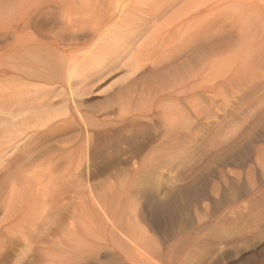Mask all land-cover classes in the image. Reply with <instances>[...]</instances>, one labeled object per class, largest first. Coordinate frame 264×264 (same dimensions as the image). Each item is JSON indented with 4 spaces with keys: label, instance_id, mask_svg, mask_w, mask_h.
Returning <instances> with one entry per match:
<instances>
[{
    "label": "rangeland",
    "instance_id": "obj_1",
    "mask_svg": "<svg viewBox=\"0 0 264 264\" xmlns=\"http://www.w3.org/2000/svg\"><path fill=\"white\" fill-rule=\"evenodd\" d=\"M65 1L69 4L66 17L77 24L81 19L79 16H83L82 18L84 19L88 17V21H85L87 23H90L89 20L94 16H96V18L91 19V22H95L97 18L100 23L106 22L110 18L108 12L114 14L117 9H120L119 7L113 9L116 3L114 5L111 4L112 0ZM114 1L125 3L128 0ZM196 1V5L199 4L197 7H199L201 3V6H203V8L200 9V6L199 9H197L199 12L197 16L199 23H203L206 21L205 19H208L211 22L213 21L214 24L208 37H198L195 50V61H198V65H201V62L203 63L205 59V61L211 64L209 66L212 68L209 67L210 69L208 68V71L202 74L195 83V97L193 103L196 106L190 111L193 121L192 132L196 142L194 148L182 156L177 166L170 171H159L149 174L147 172L132 170L133 165L139 166L142 160L136 157H127L129 154L126 153V151L128 152L129 147H132V145L134 146L137 141L144 137H149L146 134L149 131L151 132V123L145 121V123L143 122L140 126L127 128L131 130L130 133H126V130L119 131L118 135H116L117 138L114 137L115 135L113 137L104 136V138L103 135L94 137V148L89 153L88 161L89 165L91 164L89 167L92 171L95 170L94 172L96 174L92 172L88 178L84 175L78 178V176H75L76 173L72 170H66V172L59 171L61 172L60 174H62L60 176L57 171H49L48 173L45 168H43L44 166L41 167V169L39 166L43 164L41 161L45 162L44 160L47 154H50V152L54 153L58 150V147L63 148L67 145L70 146L69 144L74 145V147L80 145L82 138H84L83 132L70 134L67 130L64 131L65 134L61 135L56 140L47 142V144L40 139L25 140L21 144H18L15 150L5 155V158L3 157L2 160L3 162L1 161L0 164V182H2L0 183V253H4L6 250V244H8V240H10L9 237L14 239L13 237L16 234L15 237L17 236L16 238L21 241V248L19 247V249H22V252L18 253L19 255L17 254L18 258H20L18 264H26V262L27 264H70L69 259H73L74 257L77 258V256H91L98 252V247H102L105 241L109 242L110 230L106 224V216L104 217L102 215L100 207H115L119 205L120 202L123 204V200L127 197H131L132 194H136V191L138 193L136 203L137 206H141L144 200V204H146V198L143 196L144 199L141 198V190L144 191L147 189L150 191L157 188L160 190L157 197L159 196V198L165 199L162 195L165 196V194L168 193V189L170 190V188H172V190H174L176 185V188H178V186L182 188L180 185L183 186L186 185V182L189 183L188 181L190 180H196L195 183L198 182V185L200 184L198 187L201 188L202 194L204 193L203 198L195 200L196 203H193V201L188 206L186 205L189 209L182 207L180 216L174 217V215H169L170 218H168V216L165 219L169 222H166L168 225H164L156 216V224L154 223L155 221H151L153 228H151V230L153 232L149 231L148 228L150 227L148 226V222L143 223L145 226L139 225L141 230L146 229L147 232L150 233V236H154L155 240L158 241L157 244L160 250L156 251V249H153L154 251L152 250L148 255L142 257L132 256L134 262L142 264H264V28L257 27V30L251 33L246 26H240L239 22H237L238 10L236 8L238 6L224 4V0ZM206 1L207 3H205ZM46 5L47 3L45 2L44 8ZM79 7H82L83 12L78 9ZM90 9L96 11L94 12L95 14H92L93 12H91ZM203 9L204 11H202ZM33 19L35 21V28L32 30L34 34L39 33L41 38L42 35L51 38V36L48 35L49 32L52 28L56 29L54 31L56 32L62 20H50L44 23L38 22L43 19L42 14H40V16H33ZM3 21H11L13 24L16 21V15L11 14L8 20L1 19L0 30L4 26L3 24H5ZM8 25L10 26V24ZM237 26L240 28H237ZM19 31L21 32V30ZM260 31H262V33H260ZM19 34L20 33H18V35ZM39 36L36 37L40 39ZM5 37L6 41L0 43L1 52L3 53L1 64L6 70V74L0 77V93L7 92L8 89H16V87L22 86L23 83L39 84L36 79H31L30 76L35 75L33 73L37 71L45 72L46 70L44 67L47 65V72L48 76L51 77L52 85L62 93L63 97H66L67 114L71 115L68 121H71L73 118L77 123H88L84 135L90 132L89 125L93 124V121H96L98 126L100 124H107L105 126L107 128L104 129L108 132L111 129L113 132L117 126L120 125L118 121L119 110L117 111V109L120 108H118L119 103L116 101L119 94L116 95V92L123 88L136 74L131 78H126V69L122 65L110 71L105 68V70H101L85 82V87L87 89L89 88V92L81 98H76L72 93L74 87L70 86L69 81H67L63 74L57 69L59 66L58 63L52 64L48 58L44 56L45 52L52 53V48L38 46L39 50L35 49L33 51V54L37 56L36 61H33L26 53H23L24 50L18 51L15 49L12 51L10 48H7L8 44L14 42V34H5ZM256 39L258 40L256 41ZM59 49H63L64 53L69 51H71V53L73 52L69 47ZM234 53L239 54L235 56ZM138 54L140 56H138L139 59L142 60L141 63L145 66H154V60L156 59L155 62L157 61V58H155L156 53L151 48H142L141 53ZM54 56L60 58L59 52ZM227 56H229V59L226 58ZM244 56L245 58H243ZM219 60L225 65L218 64ZM223 68L227 71L225 72ZM52 70H54L53 73L57 76L54 77L50 74ZM216 71L219 74L216 73ZM154 74L158 77V80L166 76L163 70H159ZM45 76H47V74H45ZM185 105V103H181L184 114L189 113V108ZM155 109L156 108H151L150 113ZM50 126L52 128H64L62 121L51 122ZM144 129L146 130V134ZM138 130L140 133H137ZM180 132L186 134L184 130ZM119 134L121 135L119 136ZM131 136L133 138L127 140L131 138ZM182 139V145L186 146L185 137ZM133 140L134 142L132 143ZM29 141L30 143L32 141V143L30 144ZM128 143H130L131 146ZM50 146L52 150L50 149L51 151H48L47 148ZM38 153H42L40 157H36V155H39ZM123 153H125L126 156ZM78 154L79 156H77ZM42 158L44 159L42 160ZM80 160L81 163H83V158H80V153H74L67 161L69 162V166L73 169ZM116 160L121 163H118L115 167H110L108 165L110 161ZM131 160H133L132 163ZM166 162L167 160H158L153 162V164L160 163V165H162ZM92 164L98 165L93 166ZM100 164H103L102 166L104 167H101ZM37 167L39 168L37 169ZM95 167H97V169H95ZM106 167L108 171H105ZM101 168L103 169L101 170ZM18 170L20 171L18 172ZM8 171L9 174H7ZM5 174H7V176ZM98 174L99 176H96ZM236 175L239 176L237 177ZM33 176L35 177L33 178ZM40 176L41 178H39ZM43 177L44 179H42ZM26 179L29 181L31 180L30 183ZM74 179H80L77 180V182L80 181L78 183L79 185H84L85 183L84 187L82 185V187H80ZM59 182L62 184L61 188ZM63 182L65 183L63 184ZM32 183L36 186H33ZM20 184L21 186H19ZM91 184H93V186ZM26 186H28V188ZM45 186L47 188H45ZM23 188L26 190L23 191ZM42 188H44V190ZM163 189H166L165 194ZM27 190H29L32 195H30ZM63 191L66 193L65 195L67 198H74L75 195L78 196V194H80L79 196L81 198L76 196L74 200L76 201V199H79L81 207L83 206L84 211H87L88 214L84 222L88 225L89 230L85 232V235H82L83 233L78 231L79 235L82 237V241H84L81 243V246L71 245V243H69L72 242L69 241L71 237H68V235L61 230L62 228L68 230L67 226L70 224L71 220L66 221V223L61 225L62 228L57 231L56 228L59 227V224H56L54 221L55 217H52V213L49 211L51 210V208L49 209V204H53V202L49 200L55 198L56 195L58 196L57 193L61 194ZM35 193L40 194V197L39 195H35L38 198L37 202L42 199V202L38 204L39 207H35L37 203L35 206L31 204L32 196ZM205 197L207 198L205 199ZM79 200L77 202H79ZM127 201V206H130L129 203L131 202H129V199H127ZM44 202H46V204L41 205ZM6 205H9L8 211H11H3V206ZM29 205L33 206V208L29 209ZM45 207L49 209L47 212L51 214L43 210ZM11 208L15 210L13 211ZM34 208L37 209L35 210ZM28 209L29 212L31 210L29 213L30 215L34 211L32 214L33 216H28ZM184 210H188L189 212ZM6 213L7 215L9 213L17 215L13 217V214H11L12 216L9 214V218L12 219L10 220L8 216H6ZM3 214L5 215L2 216ZM41 214L43 218L45 216V219L41 218ZM48 217H50V220ZM173 217L174 220L180 218L174 222ZM51 221L53 224L46 225L51 223ZM188 221H190V223ZM181 222H183V224ZM158 223L161 224V226H159ZM172 223H174L175 226ZM72 224L73 223H71V225ZM181 225L183 227H181ZM186 225L188 226L186 227ZM179 226L180 228H178ZM164 227L166 229H164ZM159 228L163 229V231ZM186 228L187 230L184 231ZM44 229L46 231L45 233ZM49 229H51V231H48ZM180 229H182V233L178 231ZM164 235L166 237L169 235V237L166 238ZM28 242L30 244V248L27 246L29 249L25 247ZM36 250L39 251L37 254L35 253L37 252ZM100 252H107V250H101ZM23 253H27L28 256ZM41 253L44 255L42 259L39 260V256H42ZM10 258V256L6 257L5 264L13 263V258ZM26 258L30 262L31 258L34 260L30 263Z\"/></svg>",
    "mask_w": 264,
    "mask_h": 264
},
{
    "label": "bare ground",
    "instance_id": "obj_2",
    "mask_svg": "<svg viewBox=\"0 0 264 264\" xmlns=\"http://www.w3.org/2000/svg\"><path fill=\"white\" fill-rule=\"evenodd\" d=\"M195 1L196 0H128L127 2L123 3V2H115L114 0H112L111 4L114 5L116 3L113 9H116L117 7H119L120 9H117V11L114 14H110L108 12V15H110L108 21L100 23L99 19L97 18L95 22L94 21L91 22V19L96 18V16L93 17L91 15L93 18L89 20L90 23H87L85 21H88L87 19L88 17L85 18L86 19L85 20L84 18H82L83 16H79V18L82 19V22L80 19V21L77 24L76 22L70 21V19L66 17V11L68 9L69 4L65 0H0V16H1L0 21L1 19L8 20L11 14L16 15V21L13 24L11 21H6V22L3 21L5 24H3L4 26L0 30V43L6 41L5 34H14L15 40L14 42L8 44L7 48H10V50L12 51H14L15 49L18 51L24 50L23 53H26V55H28L30 59L33 61H36L37 59V56L33 54L34 53L33 51L35 49L39 50L38 46H42L44 48H49V47L52 48V53L54 55H57V53L59 52L60 58H56L51 52L50 53L45 52L44 56L48 58L50 63L52 64L58 63L59 66L57 69L63 74L65 79L69 81L70 86L74 87L72 91L74 97L81 98L85 96L89 92L88 91L89 88L87 89L85 87L86 85L85 82L88 81V79L91 76L93 77V75L97 74L101 70H105V68H107L110 71L122 65L126 69V76H127V77L125 76L126 78L128 77L131 78L133 75L136 74L123 88H121L116 92V95L119 94L118 95L119 97L117 98L116 101L117 103H119L118 108H120L117 109V111L119 110L118 121L120 125L117 126L116 123L117 128L115 130L113 129L114 130L113 132L111 131L112 129L109 130V132L104 129L107 128L105 127L107 124L106 125L100 124L98 126V123H96V121H93L94 123L89 125L90 132H88L87 135H84L86 133L87 130L86 126L88 125V123H84V122L77 123L73 118L71 121H68L70 120L71 115L67 114L66 97L65 96L63 97L62 93L52 85L51 77L48 76L47 65L46 67H44L46 70L45 72L37 71L33 73L35 75L30 76L31 79H36V81H38L39 84L23 83L22 86L16 87V89L13 90L8 89L7 92L0 93V164L5 155L10 153L12 150H15L18 144H21L25 140L27 141V140L40 139L42 142H45L47 144V142L56 140L61 135L65 134L64 131L68 130L70 134L76 132L79 133L83 132L84 138H82L80 145L78 146L76 145L77 147H74V145L68 143L70 145V146L67 145L68 147L64 145L66 147L63 148L58 147V150H56L54 153L50 152L49 154L47 152L48 154L46 158L44 157L45 162L41 161V163L43 164H41V166L39 167L41 169V167L44 166L43 168H45V170L48 173L49 171H57L60 174L61 172L59 171L66 172V170L68 171L72 170L76 173L75 176H78V178L82 175L88 178L92 174V172L95 171V170L92 171V169L89 167L91 164L89 165V161H88L89 153L94 148V144H93V139H95L94 137L96 136L98 137L100 135H103V138L104 136L113 137L114 135H115L114 137H116V135H118V132L121 130H126V133H130L131 130L127 128L140 126L142 125L143 122L145 123V121H147L151 123V132L148 129L149 132L147 131L148 133L146 134V130L145 129L144 130H145V134L148 135L149 137L148 138L144 137L137 142L135 141L136 143L134 144V146L132 145V147H129L128 152L126 151V153L129 154V156L127 157H136L137 159L139 158L142 160V162L140 161L141 164L139 166L133 165L132 170L137 172H147L149 174H152L159 171L167 172L175 168L179 163V159H181L182 156H184L186 153L191 151L195 146L196 142L194 139V134L192 132L193 121L190 112L193 110V108H195L194 106H196L193 103L195 97L194 96L195 83L196 80H198V78H200L202 74L206 73V71H208V68L211 67L209 66L211 64L208 61H205L204 58H203L204 59L203 63L200 61L201 65H198L197 60L195 61V50L198 42V37L199 36L204 38L205 36L208 37V34L214 24L213 21L211 22L208 19H205L206 20V21L204 20L205 22H203L202 20L203 23H199L197 19L199 12L197 9H199L202 3L200 4L199 7H197L199 4L196 5L197 1L196 2ZM45 2L47 3V5L44 8ZM205 3H207V1ZM224 4H231L238 6L236 8L238 10L237 22H239L240 26H246L251 33L257 30V27L262 29L264 28V0H224ZM201 8H203V6H201L200 9ZM78 9L82 11V7H79ZM90 11L93 12L92 14H95L94 12H96L93 11L92 9H90ZM202 11H204V9ZM64 13H65V18H64ZM40 14L43 15V19L38 21L41 23L48 22L50 20L60 21L62 19L61 25L60 27L57 28V31L54 32L56 29L52 28L51 31L49 32L48 35H50L51 38L46 35H42L41 38L39 36V33L34 34L32 30L33 28H35L34 27L35 21L33 19V16L36 15L40 16ZM8 24H10V26ZM238 26L237 28H240ZM19 30H21V32ZM262 31H260V33H262ZM18 33L20 34L18 35ZM36 36H39L40 39H38ZM257 40L258 39H256V41ZM64 47H69V49H72L73 52L71 53V51H69L67 53H64L63 49H59ZM145 47L151 48L156 53L157 57L155 56V58H157V61L155 62L156 59L154 60V62L151 61L154 63V66H145L143 63H141L142 60L139 59L140 56L138 53H141L142 48ZM1 50L2 49L0 47V77L6 74L5 68H3L1 64L3 57V53L1 52ZM236 54L234 53L235 56L238 55ZM245 56L243 58H245ZM228 57L229 56H227L226 58ZM218 64H222V61L219 60ZM159 70H163L164 74L166 75L164 78H161L160 80H158V77L155 76L154 74ZM53 71L54 70L50 71V74L54 77L57 76L53 73ZM217 71L216 73H218ZM224 71L226 72L227 70L225 69ZM45 74H47V76H45ZM181 103L186 104L185 106L189 108V113L186 114L183 113ZM151 108H156L155 109L156 111L154 110L153 112L150 113ZM55 121H62L64 128L61 129L55 127L52 128L50 124L51 122H55ZM140 130L142 131V129ZM182 130L186 131V134L183 133L185 136L182 134V132H180ZM138 132L140 133L139 130L137 131V133ZM120 135L121 134H119V136ZM183 137H185L186 139V143H185L186 146L182 145ZM132 138L133 137L131 136V138H128L127 140H131ZM134 140L132 141V143L134 142ZM128 144L130 145V143ZM50 149L52 150L51 146L47 148L48 151ZM74 153L76 154L80 153V158L81 159L83 158V163H81L80 160V162L76 164V167L72 169L71 166H69V162L67 160H69V157L70 156L72 157ZM41 154L36 155V157H40ZM123 154L126 156L125 153ZM77 156H79V154ZM44 158H42V160ZM133 160H131V163L133 162ZM158 160H167V162L162 165H160V163L153 164V162H156ZM118 163L119 162L117 160L110 161L108 165L110 167H115L118 165ZM94 164L92 165L93 166L98 165V164L96 165ZM102 165L101 167H104ZM39 167H37V169ZM95 169H97V167H95ZM102 169L103 168H101V170ZM106 170L107 167L105 168V171ZM19 171L20 170H18V172ZM7 174H9V171L7 172ZM7 174L5 175L7 176ZM61 175L62 174H60V176ZM96 176H99V174ZM34 177L35 176H33V178ZM39 178H41V176ZM42 179H44V177ZM80 179H76V180L74 179V181L77 182V180ZM27 181L30 183L31 180L30 181L27 180ZM190 181H188L189 183L186 182V185L183 186L180 185V187L182 188H179V186L178 188H176L177 187L176 185V187L174 186L175 187L174 190H172V188H170L171 191L168 189L167 191L168 193L165 192L166 189L165 190L163 189L164 194L165 193L166 194L165 196L164 195L162 196L165 197V199L164 198L161 199L159 198V196L157 197V195L160 193V190L157 188L150 191L147 189L144 191L141 190L140 191L141 198L143 197L146 198V204H144L145 203L144 200V203H141V206L140 205L137 206L136 199H138L137 198L138 193L136 191V194L131 193L132 194L131 197H127L126 199H124L123 204L122 202H120V204L115 207H110V206L104 208L100 207V211L102 215L104 217L106 216V224L110 230L109 242L105 241L102 247H98V252L94 253L93 255L86 257L77 256V258L74 257L73 259H69V263L70 264H142V263L134 262L132 256L142 257L148 255V253L153 249H156V251H159L160 249L157 244L158 241L155 240L154 236H150L149 235L150 233H148L146 229H145L146 231L144 229L141 230L140 226L144 225L143 223L148 222V226L150 227L148 229L149 231H152L151 221H155L154 223L156 224V220H155L156 216L158 217V219H160V221L164 225L165 224L168 225L166 223L168 221L165 219L169 215L170 216L174 215V217H178L182 213L181 212L182 207L187 208V206L191 204L193 201H194L193 203H196L195 200H198L199 198H203L204 193L202 194L201 188L198 187L200 184L198 185V182L195 183L196 180L191 182ZM79 182H77V184ZM64 183L65 182H63V184ZM81 185L79 186L84 187L85 183L84 185L82 186ZM91 185L93 186V184ZM19 186H21V184ZM26 187L28 188V186ZM61 187L62 184L60 188ZM45 188L47 187L45 186ZM42 189L44 190V188ZM24 190L26 189L23 188V191ZM29 190L27 191L29 192ZM57 194L58 196L55 194L56 197L51 198V200H49L53 202V204L52 203L49 204L50 205L49 209L51 208V210H49L48 208L46 209V207L45 209L43 208L42 209L45 210L46 213L49 214L52 213V217H55V219L53 218L54 221L56 222V224H59L58 225L59 227L56 228L57 231L62 228L61 225L66 223V221L71 220L70 224L67 226L68 230H64V228H62L61 230L64 233H66L68 237H71V239H69V241H72L69 242L71 243V245L81 246V243L84 241H82V237L79 235L78 231L80 233L82 232L83 233L82 235H85V232L89 230L88 225L86 224V222H84L88 217L87 211H84L83 206L81 207V203L79 199H76V201L74 200V198H76L77 195H75L74 198L73 197L67 198L65 195L66 193L64 191L61 194L59 193ZM30 195L32 194L30 193ZM35 195L37 196L39 195L40 197V194L35 193L32 196L33 198L31 200L32 201L31 204L35 206L37 203V206L35 207H39L38 204L39 202H42L41 201L42 199L37 202L38 198ZM79 195L80 194H78V196ZM79 198L81 197L79 196ZM206 198L207 197H205V199ZM127 199H129V202H131L129 203L130 206H127L128 204H126ZM78 200L79 202H77ZM44 204H46V202H44L41 205ZM8 207L9 205L3 206V211L5 212L11 211V210L8 211ZM28 208L32 209L33 206L29 205ZM29 209L27 211L28 214L31 212V210L29 212ZM12 210L14 211L15 209L13 208ZM47 210L51 211V213L47 212ZM184 211H188V210H184ZM9 214L7 215L6 213L8 219H10L9 216L13 213H11L10 215ZM32 214L31 215L29 214L28 216L31 217L33 216ZM4 215L5 214H3L2 216ZM15 215L13 217H15ZM42 216L43 215L41 214V218L45 219V216L44 218ZM170 216L168 218H170ZM48 218L50 220V217ZM177 219H175L174 222ZM188 222L190 223V221ZM71 223L73 224L71 225ZM181 223L183 224V222ZM49 224H53V222L51 221V223H48L46 225ZM172 224L174 225V223ZM159 226H161V224H159ZM187 226L188 225H186V227ZM181 227L183 226L181 225ZM178 228H180V226ZM45 229H44V233L46 232ZM164 229L166 228L164 227ZM182 229H180L181 231L180 230L178 231L182 233ZM161 230L163 231V229ZM186 230L187 228L184 229V231ZM48 231H51V229H49ZM146 232L148 233V235ZM15 235L14 237L12 236L14 239H11V237H9L10 240H8L9 242L8 244H6L7 246L6 250L4 251V253H0V264H5L6 257L9 256L13 258L12 264L19 263L20 258H18L19 255L18 253L22 252L21 251L22 249H19V247L21 248L20 246L21 241L18 238H16L17 236L15 237ZM28 244L27 245L25 244L26 248L30 246V244L29 245ZM101 250H105V251L107 250V252L101 253L100 252ZM38 252L39 251L35 253L37 254ZM26 254L27 253H25L24 255ZM41 255L42 256H39V260L42 259L44 254L41 253ZM30 260L31 262H33L34 259L31 258ZM27 261L30 262L29 260Z\"/></svg>",
    "mask_w": 264,
    "mask_h": 264
}]
</instances>
